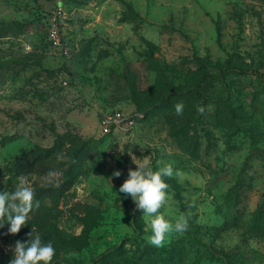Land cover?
Masks as SVG:
<instances>
[{
	"label": "rangeland",
	"instance_id": "obj_1",
	"mask_svg": "<svg viewBox=\"0 0 264 264\" xmlns=\"http://www.w3.org/2000/svg\"><path fill=\"white\" fill-rule=\"evenodd\" d=\"M115 111L135 122L102 133ZM144 161L180 173L159 211L189 227L161 247L118 191ZM21 175L0 264L31 232L56 244L42 264H264V0H0V190Z\"/></svg>",
	"mask_w": 264,
	"mask_h": 264
},
{
	"label": "clouds",
	"instance_id": "obj_2",
	"mask_svg": "<svg viewBox=\"0 0 264 264\" xmlns=\"http://www.w3.org/2000/svg\"><path fill=\"white\" fill-rule=\"evenodd\" d=\"M177 114L183 112L182 103L175 104ZM203 111V109H200ZM138 167L129 169L128 178L120 185L119 192L130 195L138 209L143 210L151 234L146 236L149 244L161 247L173 234H183L189 227L185 214H179L174 220L166 218L159 210L168 199L169 184L166 178L179 176V170L171 163L153 168L147 161L135 162ZM159 163V162H158ZM119 177L121 172L116 170L112 174ZM33 189L28 185L24 176L17 177L13 191L0 190V228L8 224V233L16 234L26 226L29 214L33 208ZM26 242L17 240L9 264H42L49 261L56 251V244L52 238H45L40 233L33 235Z\"/></svg>",
	"mask_w": 264,
	"mask_h": 264
},
{
	"label": "built area",
	"instance_id": "obj_3",
	"mask_svg": "<svg viewBox=\"0 0 264 264\" xmlns=\"http://www.w3.org/2000/svg\"><path fill=\"white\" fill-rule=\"evenodd\" d=\"M59 11H57L52 20L50 25L48 26V38L52 42L55 48H58L62 51L65 57L69 58L71 56L69 47H64L61 40V28L60 22L58 18L62 13V7L59 6ZM61 82L64 85H68L69 81L67 79L61 78ZM126 118L122 111H115L113 113H109L104 115L101 121V132L106 134L111 131V126H114L118 129L124 128L125 124H133L135 121L133 119H129L124 122ZM244 264H252L251 262L244 263Z\"/></svg>",
	"mask_w": 264,
	"mask_h": 264
}]
</instances>
